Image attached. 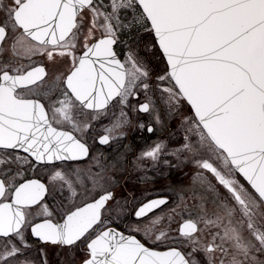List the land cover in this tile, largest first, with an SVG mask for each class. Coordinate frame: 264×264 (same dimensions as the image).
Segmentation results:
<instances>
[{"label": "snow or ice", "instance_id": "1", "mask_svg": "<svg viewBox=\"0 0 264 264\" xmlns=\"http://www.w3.org/2000/svg\"><path fill=\"white\" fill-rule=\"evenodd\" d=\"M0 264H264V0H0Z\"/></svg>", "mask_w": 264, "mask_h": 264}, {"label": "rangeland", "instance_id": "2", "mask_svg": "<svg viewBox=\"0 0 264 264\" xmlns=\"http://www.w3.org/2000/svg\"><path fill=\"white\" fill-rule=\"evenodd\" d=\"M134 118L135 120L141 123H149L151 119L148 116V114H144V113L135 114ZM179 119H180L179 117H176L175 119L170 120L167 123V127L164 130H160L159 124L152 123L151 125L154 127L155 131L149 132L151 135H149L148 133V137L146 136L147 131L134 126L129 131L127 140H124L123 142H125L124 144H127V145L130 144L132 134L135 133L136 135L135 144L143 145V147L137 152V155H139L141 151L152 146L154 142H157L159 140L168 141L170 147H175L177 146L176 142L179 141L183 135V129L180 126ZM170 133L174 135H170ZM146 167L148 169H151L152 168L151 163L149 162L146 165ZM197 171H199V169L196 168L195 164L189 163L187 167H182L181 170L175 171L172 176L168 174L167 177H162L161 180L157 179L160 176V174L156 173L154 184L149 185V187H152L155 189V192L153 193V195H155L156 192H159V193H166L172 198H175L176 193L172 192L170 188L167 186L174 185L177 188L179 187L188 188L192 185L193 178L195 177ZM129 174L131 176V179H129V177L126 176L124 180L121 182L124 185L123 195L122 197H118V198L128 199L129 212H131V210L135 207V204L145 198V194L142 191L145 185L144 183H142L140 180L137 179L138 176L142 175L141 172L130 169ZM148 174L150 176L153 175L151 171H149ZM116 191L120 193L121 189L117 188ZM189 195H191V193H189ZM57 259H59V257L55 253H52L51 260L54 262Z\"/></svg>", "mask_w": 264, "mask_h": 264}, {"label": "flooded vegetation", "instance_id": "3", "mask_svg": "<svg viewBox=\"0 0 264 264\" xmlns=\"http://www.w3.org/2000/svg\"><path fill=\"white\" fill-rule=\"evenodd\" d=\"M103 123H104V124H107L108 121H107V120H104ZM98 130H102V128L98 127ZM132 133H133V132H132ZM148 133H149V132L146 133V136H147V137H148ZM149 135H151V134L149 133ZM149 137H150V136H149ZM135 139H136V135H135V133H133V134H132V137H131V142H130V144H128V145H130V146L132 147V149H133V150L136 152V154H137V152L143 147V145H142V144H135ZM122 143L124 144L125 142L122 141ZM117 149H119L120 151H123V149H122V148H119L118 145H114V148H113V149H109L107 152L104 153V155L107 156V157L109 158V161L111 160V157H112L113 155L116 154V150H117ZM101 151H103V149H101ZM133 159H134V157H133ZM70 163H71L72 167H87V165L80 164V163H77V162H70ZM174 172H175V171L169 173L170 176H172V175L174 174ZM151 173H152V172H151ZM166 177H167V176H166ZM41 178H42V177H41ZM157 179H160V180H161L162 177L159 176ZM163 194H166V193H163ZM54 262H55V261H54Z\"/></svg>", "mask_w": 264, "mask_h": 264}, {"label": "water", "instance_id": "4", "mask_svg": "<svg viewBox=\"0 0 264 264\" xmlns=\"http://www.w3.org/2000/svg\"><path fill=\"white\" fill-rule=\"evenodd\" d=\"M153 127V126H152Z\"/></svg>", "mask_w": 264, "mask_h": 264}]
</instances>
